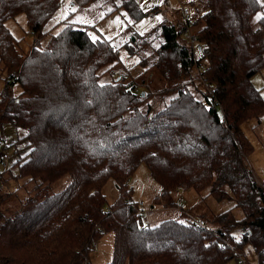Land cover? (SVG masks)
I'll use <instances>...</instances> for the list:
<instances>
[{
	"label": "trees",
	"instance_id": "16d2710c",
	"mask_svg": "<svg viewBox=\"0 0 264 264\" xmlns=\"http://www.w3.org/2000/svg\"><path fill=\"white\" fill-rule=\"evenodd\" d=\"M62 1L0 0V130L4 123L23 129L29 147L0 173V264H90L88 245L107 232L114 249L107 264H225L242 258L245 245L264 264V189L247 163L253 144L242 129L264 118V98L250 81L264 66V4L201 0L193 22L181 14L179 28L160 25L155 58L140 62L168 84L155 89L159 99V93L174 95L150 113V85L138 89L122 76L99 81L117 64L110 41L91 38L88 29L64 19V27L40 45ZM71 1L79 8L99 0ZM117 8L133 19L142 15L133 0ZM19 14L34 37L25 55L4 26ZM187 32L195 37V58ZM198 69L218 103L208 98ZM140 163L160 196L193 189L202 199L232 206L198 217L205 228L189 216L143 225L126 185ZM63 177V189L51 192ZM22 178L10 192L9 183ZM108 179L117 190L110 204L102 193ZM235 230L243 232L238 239Z\"/></svg>",
	"mask_w": 264,
	"mask_h": 264
},
{
	"label": "rangeland",
	"instance_id": "374dc122",
	"mask_svg": "<svg viewBox=\"0 0 264 264\" xmlns=\"http://www.w3.org/2000/svg\"><path fill=\"white\" fill-rule=\"evenodd\" d=\"M120 1L122 0H99L97 3H90L75 8V6L70 4L71 0H63L49 22L50 24L47 25V34L40 45L43 46L51 35L58 33L64 27L65 23H62L64 19L73 28L88 29L91 38L110 41L111 46L116 49L117 64L111 69L112 71H106L101 74L99 81L110 82L113 76H122L124 77V83L131 82L138 89L143 88L146 91L149 90L146 85H150L151 96L149 95L146 102L151 105L150 113L157 112L163 108L164 105L162 103H166L167 98L172 97L174 92L170 91L169 95L164 93L162 96L159 93V97H161L159 99L156 96L155 89L162 88L166 83L164 84L158 80L159 77L153 72V68L145 70V66L142 65L140 60L144 58L145 63L149 65L152 62L151 60L155 58L153 49L158 42V40L156 41V35L160 25L171 23L179 28L181 6L189 11L190 21L193 22L196 17L194 14L196 12L195 7H197L201 0H133L142 12V15L136 19H133L125 8L114 10V7ZM258 1L264 4V0ZM70 12L73 13L70 15ZM106 13L109 14L105 15ZM68 15L70 16L68 17ZM4 26L17 42L19 52L25 55L34 43V37L29 31L25 15H16L6 21ZM193 29L194 25H191V30L193 31ZM134 36L137 39L136 42H134ZM142 40L145 41V45L139 43ZM127 43L137 48L136 54L128 52L125 45ZM0 77H3V74ZM250 81L264 98V66L251 77ZM142 83L145 85L142 86ZM2 85L0 81V88ZM18 92L19 87L15 86L13 88L14 95H17ZM142 110H144V106ZM255 125L256 122L252 120L244 124L242 129L253 144V149L247 157V163L253 171L256 180L262 179L264 176V118H261L260 126L252 128ZM24 134L25 131L23 129L16 128L11 123H4L1 127L2 142L0 150L6 148L5 151L10 155V159L8 160V165L10 166L16 159L29 151ZM12 173H17L15 168L12 169ZM24 182L25 179L23 178L17 182L12 181L9 183V188L8 186L7 188L11 192L15 187ZM67 182V177H63L54 182L49 190L51 192H59ZM126 185L131 191V202H142L144 211L147 213L148 226H153L163 220L172 218L185 220L187 216L197 219L201 215H204L209 219L212 214H217L232 206L229 200L217 201L211 197L202 199V194L197 193L193 189L177 190L166 196H160L159 185L153 181L149 169L144 163H140L133 170L126 181ZM1 189L6 190V187H1ZM102 193L108 204L114 202L117 197V190L112 179L106 180L103 184ZM171 202L174 204L170 206ZM2 205L0 204V207ZM172 206L174 209L170 208ZM234 215L236 217L240 216L238 209L234 210ZM101 233H103L102 230ZM233 234L238 239L243 232L235 230ZM88 247H91L88 254V262L90 264H107L112 261L114 255L112 233L107 232L100 235ZM243 254V264H257L255 252L249 245L243 247ZM225 264L242 263L239 260L235 262L232 259Z\"/></svg>",
	"mask_w": 264,
	"mask_h": 264
},
{
	"label": "built area",
	"instance_id": "2783aa9c",
	"mask_svg": "<svg viewBox=\"0 0 264 264\" xmlns=\"http://www.w3.org/2000/svg\"><path fill=\"white\" fill-rule=\"evenodd\" d=\"M181 14H182L183 21L188 23V19H189L190 14H189V11L183 6H181ZM185 36L189 40V43L192 44V49H194L195 37L191 36V34L189 32H187L185 34ZM193 56H194V58H195V56L197 57L195 49L193 51ZM199 70L200 69L197 70L198 80L200 81V83L202 84L204 89H206L208 98L210 99V101L212 103H218L215 95L213 94V88H211L212 86L209 85L208 82H206V80L200 74ZM0 137H1V130H0ZM9 159H10V155L6 151L1 150L0 151V173L3 174L7 170L8 166H9L8 165ZM256 181L260 185V187L264 189V176L262 177V179H256ZM134 203H135V206H133V207H135L136 211L140 214V218H141L143 225H146L148 218H147V213L144 211L142 202H134ZM128 204L132 205L130 201H128ZM195 222L198 224V226L200 228L206 227V223L203 219H197V220H195ZM245 234L247 235V233H245ZM220 247H222V245H220ZM238 260L240 261V263L243 264V260L241 257H238Z\"/></svg>",
	"mask_w": 264,
	"mask_h": 264
},
{
	"label": "crops",
	"instance_id": "0c3cea01",
	"mask_svg": "<svg viewBox=\"0 0 264 264\" xmlns=\"http://www.w3.org/2000/svg\"><path fill=\"white\" fill-rule=\"evenodd\" d=\"M170 208H172V209H174V207L172 206V207H170ZM201 218V217H200ZM198 219V218H197Z\"/></svg>",
	"mask_w": 264,
	"mask_h": 264
}]
</instances>
